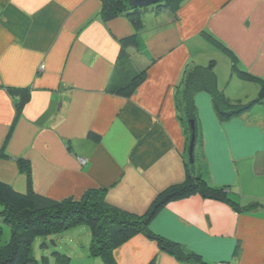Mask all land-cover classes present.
<instances>
[{
  "label": "crops",
  "instance_id": "crops-1",
  "mask_svg": "<svg viewBox=\"0 0 264 264\" xmlns=\"http://www.w3.org/2000/svg\"><path fill=\"white\" fill-rule=\"evenodd\" d=\"M103 2L0 0V181L27 192L24 159L40 197L79 201L106 190L107 204L142 216L187 181L190 163L235 204L198 193L169 203L149 229L201 260L136 234L113 251L116 264H264V101L223 119L214 97L197 93L193 164L191 124L190 132L177 105L185 72L212 60L222 99L258 95L264 0H187L175 13L150 9L139 27L106 19ZM132 37L138 44L123 46ZM141 72L131 96L117 93ZM9 89L29 93L20 114L21 95ZM64 233L69 264H106L90 256L88 226Z\"/></svg>",
  "mask_w": 264,
  "mask_h": 264
},
{
  "label": "trees",
  "instance_id": "trees-1",
  "mask_svg": "<svg viewBox=\"0 0 264 264\" xmlns=\"http://www.w3.org/2000/svg\"><path fill=\"white\" fill-rule=\"evenodd\" d=\"M133 0H104L102 14L106 19L125 16L135 26L139 27L143 15L150 9L162 12L165 9L177 12L187 0H162L157 5L146 8H130ZM137 45V38L123 42ZM212 60L207 65L196 66L185 72L184 88L177 97V105L182 114V120L187 123L190 131V121L195 120V95L201 91L209 92L223 119H229L246 109L263 104L264 81L258 95L247 103L231 104L229 100L222 99L216 87L215 67ZM145 72H141L124 88L117 91L123 96H131L144 79ZM12 93H20L17 113L20 114L23 106L29 101V93L22 90L9 89ZM191 132V131H190ZM191 134V133H190ZM91 137L96 138L91 134ZM5 153H1L2 156ZM21 172L28 180V190L25 193L16 191L11 185L0 181V229L1 223L7 224L11 236L9 242L0 247V264H38L32 252V245L36 238H53L65 230L86 225L91 233V257H100L106 264H116L113 251L122 243L136 234L158 242L162 250L177 256L180 259L201 260L195 255L184 253L175 243H171L153 234L149 225L153 218L169 203L201 194L206 198L229 200L226 189H215L208 185L195 173V166L188 163L187 181L168 187L157 195L149 210L142 216L129 214L106 203V190H91L79 200H65L61 202L49 200L36 195L31 188V166L29 161L17 159ZM234 203V202H232ZM235 204V203H234ZM1 233V232H0ZM56 246L55 240L51 242ZM43 248H49L47 243ZM57 264H69L70 257L58 251L50 253ZM45 262L49 258L44 257Z\"/></svg>",
  "mask_w": 264,
  "mask_h": 264
},
{
  "label": "rangeland",
  "instance_id": "rangeland-1",
  "mask_svg": "<svg viewBox=\"0 0 264 264\" xmlns=\"http://www.w3.org/2000/svg\"><path fill=\"white\" fill-rule=\"evenodd\" d=\"M220 66L225 68V66L222 62L220 63ZM1 228L2 229H0V232H1L0 233V247L5 246L9 242L10 236H11V231H10V228L7 226V224L1 223ZM60 238H65V239H60ZM66 238L67 237H66L65 233L62 234L61 236L57 235V236H54L53 238L51 237L48 239L42 238V237L36 238L33 245H32V252H33V255L35 256L36 260L38 261V264H53L54 257L50 254L51 250H53V251L55 250V251L61 252L62 254H66V255L70 256L69 252L67 251V250H69V248L66 247V245L69 243V241ZM52 240H55L56 246L51 245ZM44 242L47 243L50 247L49 248H43L42 244ZM44 257L50 258L51 260L45 262Z\"/></svg>",
  "mask_w": 264,
  "mask_h": 264
},
{
  "label": "water",
  "instance_id": "water-1",
  "mask_svg": "<svg viewBox=\"0 0 264 264\" xmlns=\"http://www.w3.org/2000/svg\"><path fill=\"white\" fill-rule=\"evenodd\" d=\"M160 1L162 0H133L130 2L129 7L130 8H146L150 6L157 5ZM191 124V129H192V138L190 142V147H189V157H190V162L193 164L195 162V157H194V150H195V145H196V136H195V125L194 121H190Z\"/></svg>",
  "mask_w": 264,
  "mask_h": 264
},
{
  "label": "built area",
  "instance_id": "built-area-1",
  "mask_svg": "<svg viewBox=\"0 0 264 264\" xmlns=\"http://www.w3.org/2000/svg\"><path fill=\"white\" fill-rule=\"evenodd\" d=\"M43 68H44V65L41 66V69H43ZM81 163L85 164L86 162L84 160H81ZM220 264H227V263H220Z\"/></svg>",
  "mask_w": 264,
  "mask_h": 264
}]
</instances>
